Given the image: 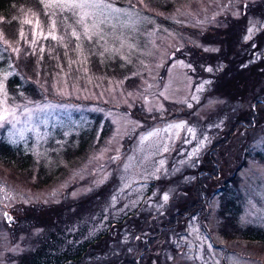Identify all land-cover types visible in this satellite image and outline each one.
I'll list each match as a JSON object with an SVG mask.
<instances>
[{"label": "rangeland", "instance_id": "obj_1", "mask_svg": "<svg viewBox=\"0 0 264 264\" xmlns=\"http://www.w3.org/2000/svg\"><path fill=\"white\" fill-rule=\"evenodd\" d=\"M106 2L120 11L19 0L0 14V139L35 163L29 181L0 161V264H18L26 252L25 219L17 212L75 200L108 182L114 213L151 214L139 232L148 250L134 252L149 257L138 264H264V243L227 240L217 230L221 182L200 191L195 214L162 233L149 231L173 195L194 184L204 154L228 135L232 146L212 155L222 171L233 154L240 157L237 177L226 185L240 208L235 229L264 230V106L256 129L240 131L234 118L251 104L237 100L227 109L221 93L210 91L226 64L205 61L222 51V31L234 21L246 25L247 64L264 60V0ZM92 133L86 158L71 162L79 137ZM38 163L59 175L36 182Z\"/></svg>", "mask_w": 264, "mask_h": 264}, {"label": "trees", "instance_id": "obj_2", "mask_svg": "<svg viewBox=\"0 0 264 264\" xmlns=\"http://www.w3.org/2000/svg\"><path fill=\"white\" fill-rule=\"evenodd\" d=\"M17 1L19 0H0V14L6 12ZM27 1L30 4L35 2V0ZM171 4L169 2L164 6L170 7ZM245 27L243 21L229 23L227 30L222 31L226 38L219 41L222 51L217 55H210L205 61L216 64L222 60L226 64L225 70L221 72V79L215 78L210 91L221 93L219 96L225 98L224 104L227 105V109L230 108L231 103L237 100L244 102V104L248 101L251 104L248 110L250 114L244 109V111L241 110L242 115L234 118L237 126L241 128L240 131L250 132L256 129L258 126L256 124L263 120L258 110L264 106V60L253 65L247 64L251 59V56L247 54L251 49V43L242 41ZM260 48L257 46L254 50ZM25 63L26 61H21V64L25 65ZM228 98L233 100L230 102L227 100ZM93 136L92 133L79 137L81 139L79 148L70 150L72 152L68 156L71 162L79 158L80 160L86 158L92 149L93 140L91 137ZM233 139L234 136L232 135L225 136L224 139L218 140L214 147H210L204 154L205 159L195 170L197 174L194 184L180 190L181 194L173 195L170 199V206L165 209L166 214L160 218L162 221L160 223L154 220L150 222L149 231L157 234L161 231L162 233L165 228L171 229L180 221L185 220L187 215L195 214L199 204L203 201L198 196L200 191L202 196L206 187L209 185L211 187L212 183L221 182L225 189H223L224 193L220 197L222 202L219 208L220 224L217 230L222 232L227 240L231 236L230 240L234 238V240L245 241L250 246L264 243V230L262 228L235 229L236 217L240 208L237 200L230 194V187H226V185L227 182H231V177H237L236 171L241 166V161H237L240 160V157L237 159V154H233L235 157L233 162L229 160L227 170L222 171L221 168L224 166L219 164L218 160L220 159L217 155H212L219 146L223 149L226 145L231 147ZM257 155L262 157L259 152ZM31 158V154L22 147L6 143L0 139V161L8 167H17L18 172L25 173L29 181L32 179L31 176L33 177L35 167ZM228 170L230 171L229 175ZM37 174L36 182L41 181L43 185L50 183L55 176L59 175L56 174V171L47 170L44 163H38ZM221 176H224L225 180L222 181ZM153 187L156 185H151V189ZM160 187L164 189L165 186ZM114 190V183L108 182L98 190L75 200L66 199L65 202L58 203L53 207L35 206L17 212L20 218L25 219L22 234L27 235V241L24 244V251L26 250V252L18 257V264H138V261L142 262L145 257L148 258L149 256H144L141 259L134 252L144 248L145 252L148 250L144 244V236L142 237L140 231L146 230L145 223L148 222L151 214L146 215L145 212H142L137 215L136 209L127 214L114 213L110 203L112 195L115 193ZM228 224L229 228H227ZM36 227L40 228L41 232L35 234L34 229ZM125 233H129L131 238H126ZM151 238L153 237H148L147 244H152L153 239ZM142 240L143 242H141ZM126 243H129L131 247L128 248Z\"/></svg>", "mask_w": 264, "mask_h": 264}, {"label": "snow or ice", "instance_id": "obj_3", "mask_svg": "<svg viewBox=\"0 0 264 264\" xmlns=\"http://www.w3.org/2000/svg\"><path fill=\"white\" fill-rule=\"evenodd\" d=\"M60 4H70L71 7L74 8H90L95 9L103 13L105 10H113V11H120V9L116 8L113 9L112 5L110 3H107L106 0H59ZM90 13H85V15H89ZM251 31V29H249ZM73 35H77V33L74 31L72 33ZM2 87V86H0ZM4 117L0 116V120H3ZM179 126V125H178ZM189 131H193L192 129H189ZM164 199H167V196L165 195Z\"/></svg>", "mask_w": 264, "mask_h": 264}, {"label": "water", "instance_id": "obj_4", "mask_svg": "<svg viewBox=\"0 0 264 264\" xmlns=\"http://www.w3.org/2000/svg\"><path fill=\"white\" fill-rule=\"evenodd\" d=\"M5 219L7 220V222L11 223L12 221H14V218H11V215L9 212L6 213L5 215Z\"/></svg>", "mask_w": 264, "mask_h": 264}]
</instances>
